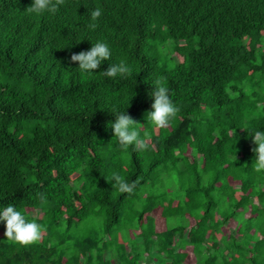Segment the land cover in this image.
Instances as JSON below:
<instances>
[{"label": "trees", "instance_id": "trees-1", "mask_svg": "<svg viewBox=\"0 0 264 264\" xmlns=\"http://www.w3.org/2000/svg\"><path fill=\"white\" fill-rule=\"evenodd\" d=\"M31 3L0 0V205L42 234L21 245L0 223V264H264V175L251 165L264 0H63L39 17ZM97 40L112 57L84 75L71 56ZM120 59L132 74L105 76ZM157 78L179 109L162 128L146 119ZM113 108L146 148L119 145Z\"/></svg>", "mask_w": 264, "mask_h": 264}, {"label": "clouds", "instance_id": "clouds-1", "mask_svg": "<svg viewBox=\"0 0 264 264\" xmlns=\"http://www.w3.org/2000/svg\"><path fill=\"white\" fill-rule=\"evenodd\" d=\"M63 0H32L31 5L27 8V12L37 17L46 13L55 14ZM92 21L102 16L100 8H94L90 11ZM90 27L95 28L93 23ZM112 57V49L108 42L97 40L87 51L73 53L72 62H78L80 72L84 75L91 76L95 73L105 60L110 61ZM107 77H125L130 76L133 72L132 66L124 59H120L118 63H110L107 70L102 71ZM153 89L149 93L152 100L151 111L146 114L147 122H151L156 127L167 126L179 111L177 105L173 102L169 95V88L161 78H157L152 83ZM110 113L115 116V120L110 123V127L114 132V137L122 148L131 146L134 150H142L147 147L146 136H142L140 130L136 127L137 123L127 114L125 110L113 108ZM253 142L256 145L252 149L254 159L252 168L258 175H264V130L256 129L252 132ZM113 186L118 187L121 193H130L133 186L130 185L124 177L113 172ZM41 202L46 203L47 197L41 196ZM0 223L5 225V236L12 241L28 245L38 241L42 234V225L35 219L29 220L22 209L14 204L7 206L0 205Z\"/></svg>", "mask_w": 264, "mask_h": 264}, {"label": "rangeland", "instance_id": "rangeland-1", "mask_svg": "<svg viewBox=\"0 0 264 264\" xmlns=\"http://www.w3.org/2000/svg\"><path fill=\"white\" fill-rule=\"evenodd\" d=\"M171 51V50H170ZM160 54H164L165 56H166V51L164 50V48H162V50L159 52ZM169 64L171 65V66H173L174 65V63L171 61V62H169Z\"/></svg>", "mask_w": 264, "mask_h": 264}]
</instances>
